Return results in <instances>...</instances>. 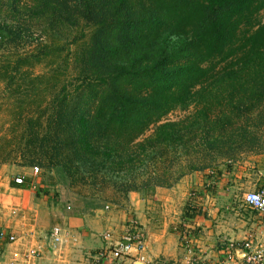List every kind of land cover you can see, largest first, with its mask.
<instances>
[{
	"label": "trees",
	"instance_id": "1",
	"mask_svg": "<svg viewBox=\"0 0 264 264\" xmlns=\"http://www.w3.org/2000/svg\"><path fill=\"white\" fill-rule=\"evenodd\" d=\"M20 1L7 3L17 22L43 20L54 36L79 26L88 33L73 41V90L61 85L44 127L48 110L24 116L31 103L42 102L43 75L29 71L42 61L56 64L64 48L41 44L36 53L0 63V84L18 103L20 140L26 150L41 149L29 163L44 161L66 183L98 192L109 185L125 198L170 188L228 158L235 146L258 144L264 0H28L24 12L16 8ZM2 32L12 40L27 35L22 27L2 25ZM190 106L194 112L184 119L164 120ZM190 155L184 168L167 164Z\"/></svg>",
	"mask_w": 264,
	"mask_h": 264
},
{
	"label": "rangeland",
	"instance_id": "2",
	"mask_svg": "<svg viewBox=\"0 0 264 264\" xmlns=\"http://www.w3.org/2000/svg\"><path fill=\"white\" fill-rule=\"evenodd\" d=\"M7 3L8 0H0V27L2 25L16 29L22 27L27 29L26 37L29 38L12 40L9 39L6 32H2L0 35V63L5 60L6 56H11L14 60L18 56L36 53L38 51L37 48L41 44L43 46L54 47L53 49H56V47L64 48L56 64H50L49 60L42 61L33 66L29 71L32 77L43 75L42 80L44 84L41 86L40 92L42 102L31 103L30 107L32 109L28 113L25 112L24 116L36 119L39 110H48L45 114L46 116L41 119L44 127L46 125L45 121L50 114L48 104L61 85L68 83L69 91L73 90V87L69 84L71 82L74 83L75 73L72 54L77 46L73 44V41L78 38V42L87 40L88 33L87 30H84L85 28L83 29L79 26L77 28L64 29L60 31L59 35L54 36L49 30L48 24L43 20L31 21L27 16H21L22 18H19V22L14 20ZM28 4V0H22L16 8L24 12ZM260 16L261 20L264 21L263 12L260 13ZM14 17L17 16L14 15ZM81 29L86 33L85 39L80 38L82 34ZM15 100L4 89V86L0 84V230H6V224L16 225L17 222L24 223L26 221L34 223L36 221L34 215L37 212L38 224L45 231H48L60 222L58 220L59 222L55 224L51 220V216L48 215L51 207L55 213L54 215L57 217H60V213L64 210L72 214H92L98 210L109 212L113 209L123 215L124 213L125 215L128 213L127 217H130L129 219L134 218L136 220L137 216L129 213V207L134 202L130 198L131 194H133L136 198L135 200L138 199L145 202L146 207L149 208L151 217L155 216V221H151L152 224L149 231L146 229L144 231V228L141 226L144 243L150 240L148 233L163 232L167 238L169 234H178L179 244L183 249L187 250L183 237L190 235V241L188 240L190 242L189 245L198 256L201 248L194 246V240L198 239L199 235V240L202 243H211L210 250L216 253L223 243L237 240L236 237L238 235L243 234V236H240L243 238H238L240 241L248 238L249 234H253V232L259 234V236L261 233H264V226L260 225L256 217L250 215L243 208V196L245 193L257 190L258 186L264 188V127H261L258 131H254V134L258 138V144L249 145L244 142L239 144V146H235L236 149L233 150V153L228 158L218 159L209 169L189 172L178 179L170 188H157L153 191L143 190V192L139 193L131 192L124 198L109 185L105 188L102 187L103 190L98 192L89 186L66 183L60 172L55 169L45 168L44 161L36 160V163H29L33 157V153H40L41 149L37 147L33 149L32 146H30L31 149L30 147H27V150L24 148L27 142H25L26 139L24 141L20 140L23 129L22 122L20 123L19 121V111L16 107L18 103H15ZM36 106H39V109ZM193 112V106H190L186 110L176 109L169 113L164 120L177 122ZM44 132V130H41V137ZM151 132H147L145 136H149ZM188 160L192 163L194 160L193 156L190 155L188 158H183L180 163L171 158L167 164L176 170L179 165H183L180 167L184 168ZM34 168L39 169L37 174H33ZM220 173L224 177H220L221 175H218ZM19 176L31 179L34 187L31 189H17L20 191L14 190L12 187L13 181ZM221 178L224 180L223 186L227 188V190L221 189L224 191L225 196H222L223 194L220 193L216 186ZM200 185L201 193L197 194L193 189L200 187ZM206 197L208 200L212 199L216 202L212 208V210H215V218L212 220V228L215 232L213 235H208L207 237L201 232H195L194 229L185 228L180 222L181 218L178 219L180 216L182 217L184 209H187L185 215L189 218L190 213L193 211L194 213H206L208 211L206 207L203 208L205 211H201L200 208L192 210L185 204L187 199H206ZM218 199H226L230 204L226 205L224 200L218 201ZM200 203L203 204V202ZM250 228H253V231H250ZM167 232L169 233L167 234ZM197 233L198 235H196ZM257 239L261 243H264V241H261L262 238L257 237ZM213 259L215 258H208V260L203 261L207 264H211L212 261L216 263L217 259ZM196 261L194 260L193 263H196Z\"/></svg>",
	"mask_w": 264,
	"mask_h": 264
},
{
	"label": "crops",
	"instance_id": "3",
	"mask_svg": "<svg viewBox=\"0 0 264 264\" xmlns=\"http://www.w3.org/2000/svg\"><path fill=\"white\" fill-rule=\"evenodd\" d=\"M220 177H224L222 173L218 174ZM224 180L221 178L217 183V188L220 193L225 196V193L221 189L227 190L223 186ZM14 190L20 191L12 186ZM200 187H196L194 192L200 194ZM262 186H258L257 190L262 189ZM256 191V190H254ZM160 192V191H158ZM219 193V194H220ZM131 203L129 213L135 214L136 220L142 226V228L149 231L151 227V221H155V216L152 218L149 213V208L146 207L145 202L140 200H135V196L131 194L130 196ZM224 200V199H218ZM225 204H230L225 199ZM171 202V201H170ZM200 202H203L201 204ZM213 202V203H212ZM215 201L206 199H192L186 200V206L189 209L195 210L200 208L201 211H205L203 208H207L208 215L206 213L191 212L190 216L195 215L194 217H188L185 215L187 209L182 212V217L180 216V222L185 228L190 230L194 229L195 232H201L205 237L208 235L211 236L214 234L215 230L212 228V220L214 217V211L212 210L215 205ZM188 204V205H187ZM203 206V207H201ZM250 215L256 217V213L250 211L248 208L243 206ZM49 209V208H48ZM68 209V208H66ZM56 212V211H55ZM198 212V210H196ZM54 211L51 207L49 210V216L53 223L62 229H66L69 232L71 238L67 241H63L61 244L52 243L49 234L52 228L48 231H45L37 221L36 212V221L31 223L26 221L24 223L17 222L16 225H7V229L12 233L16 241L12 244H0V264H108L105 259H98V253L107 250L108 244L103 239V235L107 232H111L113 235V240L119 239L121 233L124 232L126 221L130 217H127V214L124 215L114 211L113 209L109 212L104 210H98L92 214H72L67 213L65 210L60 213V217L54 215ZM174 219V218H173ZM59 220V221H58ZM250 231H253V228H250ZM249 231V232H250ZM169 232H167L168 234ZM246 234V233H245ZM252 234V233H251ZM255 237L262 238L261 241H264V233L255 234ZM150 235V240L144 244V249L140 253H132L128 257L117 260L116 264H207L203 260H208V258L217 259V264L221 263V257L219 256V250L215 253L211 252V243H202L199 238L194 240V246L201 248L198 252V256L192 251L191 254L188 253L183 247L179 244L178 234H169L168 238L165 237L163 232L158 233H148ZM198 235V233L196 234ZM202 235V236H203ZM243 236V234L238 235V238ZM233 241V240H231ZM241 241V240H240ZM259 241V240H258ZM264 244V243H262ZM36 251L37 257H31L30 252ZM212 253V254H211ZM194 260H197L196 263H193ZM215 261H212L211 264H216Z\"/></svg>",
	"mask_w": 264,
	"mask_h": 264
},
{
	"label": "built area",
	"instance_id": "4",
	"mask_svg": "<svg viewBox=\"0 0 264 264\" xmlns=\"http://www.w3.org/2000/svg\"><path fill=\"white\" fill-rule=\"evenodd\" d=\"M39 172L38 168L33 169V174ZM26 182L29 188H33L31 179L19 176L13 183L20 187ZM243 206L256 213V219L260 225L264 226V188L256 191H248L243 196ZM126 228L119 239L113 240L111 232L103 235L107 242V250L98 253V259H105L108 264H116L117 260L130 256L132 253H140L144 249V238L141 225L131 218L127 221ZM190 233L189 231H187ZM185 236V235H184ZM49 238L52 243L61 244L70 237L66 229L59 227L52 228ZM186 251L192 253L190 235L183 237ZM189 240V241H188ZM16 241L15 236L7 229L0 230V244H12ZM38 252L31 251V257H37ZM219 256L222 264H264V244L258 241L257 237L249 234L248 238L241 241H227L220 246Z\"/></svg>",
	"mask_w": 264,
	"mask_h": 264
}]
</instances>
